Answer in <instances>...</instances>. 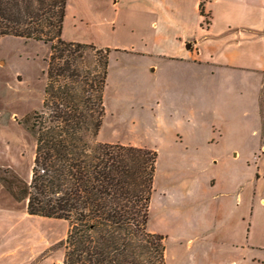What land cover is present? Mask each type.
<instances>
[{
  "label": "rangeland",
  "instance_id": "374dc122",
  "mask_svg": "<svg viewBox=\"0 0 264 264\" xmlns=\"http://www.w3.org/2000/svg\"><path fill=\"white\" fill-rule=\"evenodd\" d=\"M108 5L67 0L62 38L99 45V13ZM49 52L41 42L0 38V173L7 177H31L36 141L25 122L42 108ZM112 53L97 140L157 153L148 230L165 237L166 263L264 264V72L229 70L176 86L167 72L138 75L137 64ZM238 151L244 166L223 164ZM68 228L29 215L0 183V264H62Z\"/></svg>",
  "mask_w": 264,
  "mask_h": 264
},
{
  "label": "trees",
  "instance_id": "16d2710c",
  "mask_svg": "<svg viewBox=\"0 0 264 264\" xmlns=\"http://www.w3.org/2000/svg\"><path fill=\"white\" fill-rule=\"evenodd\" d=\"M66 15L67 0H0V38L50 50L42 108L25 122L31 177L0 183L29 215L69 223L62 264H167L165 237L148 230L157 153L97 140L113 50L64 40Z\"/></svg>",
  "mask_w": 264,
  "mask_h": 264
},
{
  "label": "crops",
  "instance_id": "0c3cea01",
  "mask_svg": "<svg viewBox=\"0 0 264 264\" xmlns=\"http://www.w3.org/2000/svg\"><path fill=\"white\" fill-rule=\"evenodd\" d=\"M108 1L96 46L137 64L138 75L152 68L174 85L195 87L229 70L264 72V0ZM232 159L223 164L245 165L239 151Z\"/></svg>",
  "mask_w": 264,
  "mask_h": 264
}]
</instances>
